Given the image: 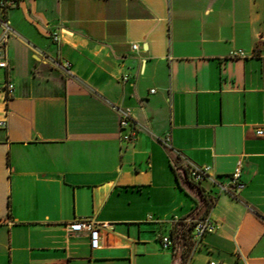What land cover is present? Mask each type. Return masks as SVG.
Returning <instances> with one entry per match:
<instances>
[{"label":"crops","instance_id":"0c3cea01","mask_svg":"<svg viewBox=\"0 0 264 264\" xmlns=\"http://www.w3.org/2000/svg\"><path fill=\"white\" fill-rule=\"evenodd\" d=\"M1 41L0 264H264V0H21ZM178 152L216 181L179 180ZM240 161L246 186L222 189ZM204 215L190 256L163 246Z\"/></svg>","mask_w":264,"mask_h":264},{"label":"built area","instance_id":"2783aa9c","mask_svg":"<svg viewBox=\"0 0 264 264\" xmlns=\"http://www.w3.org/2000/svg\"><path fill=\"white\" fill-rule=\"evenodd\" d=\"M21 0H0V9L7 11L19 4ZM4 24L9 28L7 22ZM52 38L56 41L60 40L59 31L56 30L51 34ZM134 48H138V44H133ZM241 55L243 52H239ZM8 59L6 56V43L5 41L0 42V69L8 68ZM62 65L70 70L72 63L68 60L62 63ZM0 91L3 93V100L9 101L15 92V83L6 77L2 82H0ZM120 114V135L121 139L127 142H132L137 138L138 127L127 110L121 108L120 106L114 105ZM0 124L4 125V121H0ZM258 135H264V129H257ZM163 143L167 147H171L169 137L163 139ZM179 157L183 160V163H175L176 168L181 174L185 175L190 181L196 184H200L204 180H210L212 182L216 181V176L211 165H202L194 162L193 160L187 158L184 154L178 152ZM243 170L241 161L238 163L236 169L229 177V182L227 186H222V189L235 192L237 190L243 189L246 186L245 181L242 178ZM174 227L181 226L184 222L186 224L185 233L171 232L162 236V243L164 247L178 246L182 252H187L190 256L192 252L196 249L199 242L203 237L209 233L213 232L217 228V223L210 215H205L201 218H174ZM102 227H107L106 223H99L95 218L83 217L78 218L74 222L69 224V228L76 232H89L90 238L93 242V246H100V230ZM175 229V228H174ZM211 264H217L211 262Z\"/></svg>","mask_w":264,"mask_h":264},{"label":"trees","instance_id":"16d2710c","mask_svg":"<svg viewBox=\"0 0 264 264\" xmlns=\"http://www.w3.org/2000/svg\"><path fill=\"white\" fill-rule=\"evenodd\" d=\"M177 163V162H176ZM174 168L176 170L177 176L179 177V180H187L186 176L181 174L180 171H178V169L176 168V166L174 165ZM205 204H206V209L205 211L209 210V208L212 206L213 204V200L212 199H208L205 198ZM205 216V215H204ZM186 224L183 222L181 226H175V230H173V232H176L178 230V233L182 232L185 233L186 231ZM185 254V252H183V255Z\"/></svg>","mask_w":264,"mask_h":264},{"label":"rangeland","instance_id":"374dc122","mask_svg":"<svg viewBox=\"0 0 264 264\" xmlns=\"http://www.w3.org/2000/svg\"><path fill=\"white\" fill-rule=\"evenodd\" d=\"M185 255H186V253L184 254V258H185ZM187 256V255H186ZM187 261V260H186Z\"/></svg>","mask_w":264,"mask_h":264}]
</instances>
